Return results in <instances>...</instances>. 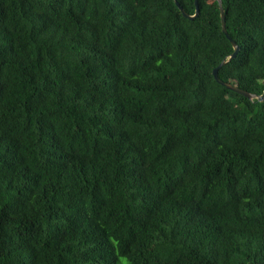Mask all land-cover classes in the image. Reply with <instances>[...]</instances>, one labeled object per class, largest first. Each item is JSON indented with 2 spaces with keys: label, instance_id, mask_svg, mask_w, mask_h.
Here are the masks:
<instances>
[{
  "label": "trees",
  "instance_id": "1",
  "mask_svg": "<svg viewBox=\"0 0 264 264\" xmlns=\"http://www.w3.org/2000/svg\"><path fill=\"white\" fill-rule=\"evenodd\" d=\"M222 3L261 96L264 0ZM199 10L0 0V264H264V101Z\"/></svg>",
  "mask_w": 264,
  "mask_h": 264
},
{
  "label": "water",
  "instance_id": "2",
  "mask_svg": "<svg viewBox=\"0 0 264 264\" xmlns=\"http://www.w3.org/2000/svg\"><path fill=\"white\" fill-rule=\"evenodd\" d=\"M218 1V5H219V8H220V12H221V18H222V31L223 33L226 35V37L230 40V42L232 43L233 47H234V52L226 59H224L220 65L214 69L213 71V76L215 78V80L217 81L218 84L240 94V95H243L245 97H247L248 99L250 100H254V99H258L260 102H263L264 101V93L261 95V96H256V95H253L247 91H244L240 88H238L237 86L235 85H232L230 83H226L224 81H222L219 77V71L220 69L225 66L229 61L233 60L236 58L237 54L239 53L240 51V48L239 46L237 45V43L231 38V36L229 35L227 29H226V21H225V12H224V8H223V3H222V0H217ZM176 2V5L177 7L180 9V11L182 12V14L184 15L185 18L187 19H190V20H194L195 18L198 17L199 15V0H195V5H196V14L191 16L189 15L182 7L181 5L175 0Z\"/></svg>",
  "mask_w": 264,
  "mask_h": 264
}]
</instances>
